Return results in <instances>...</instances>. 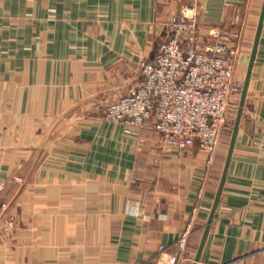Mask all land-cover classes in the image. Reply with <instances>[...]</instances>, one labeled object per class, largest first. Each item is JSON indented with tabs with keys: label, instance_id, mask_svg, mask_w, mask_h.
<instances>
[{
	"label": "crops",
	"instance_id": "0c3cea01",
	"mask_svg": "<svg viewBox=\"0 0 264 264\" xmlns=\"http://www.w3.org/2000/svg\"><path fill=\"white\" fill-rule=\"evenodd\" d=\"M189 7L205 41L241 32L246 81L264 0H0V264H169L161 247L176 264H264V17L199 260L232 136L208 168L198 146L104 117Z\"/></svg>",
	"mask_w": 264,
	"mask_h": 264
},
{
	"label": "built area",
	"instance_id": "2783aa9c",
	"mask_svg": "<svg viewBox=\"0 0 264 264\" xmlns=\"http://www.w3.org/2000/svg\"><path fill=\"white\" fill-rule=\"evenodd\" d=\"M188 9L191 14L179 15L166 25L167 34L155 59L141 63L142 78L135 91L108 104L104 117L124 124L125 132L132 136H140L151 123L172 149L186 152L198 146L207 155L210 168L229 118L241 32L214 28L205 41L195 12ZM2 216L0 211V219ZM13 223L9 221V227ZM6 229L0 224V238ZM188 237L186 232L179 240L181 250ZM159 260L177 263V257H168L165 247L160 249Z\"/></svg>",
	"mask_w": 264,
	"mask_h": 264
},
{
	"label": "water",
	"instance_id": "95a60500",
	"mask_svg": "<svg viewBox=\"0 0 264 264\" xmlns=\"http://www.w3.org/2000/svg\"><path fill=\"white\" fill-rule=\"evenodd\" d=\"M263 17H264V9H263V15H262L261 23H260V26H259V29H258V34H257L255 46H254V49H253V53H252V57H251L250 65H249L248 74H247V77H246L245 84L243 86L241 103H240V107H239V110H238L237 118H236L234 129H233V135H232L230 149H229V153H228L226 164H225V168H224L222 183H221V186H220L219 194H218V197H217V200H216V203H215V207H214V210H213L212 217H211V219L209 221V224H208V226L206 228V232H205L202 244H201L198 260L200 258V254L202 252V249H203L207 234L209 232L210 225H211L213 217H214V212H215V210L217 208V205H218V202H219V198H220V195H221V192H222V188H223V185H224L227 173H228V169H229V166H230V162H231V158H232V154H233V150H234V146H235V141H236L238 129H239V126H240V122H241V118H242V114H243V110H244L246 96H247V93H248L250 78H251V75H252V69H253L255 58H256V52H257V47H258V42H259V37H260V32H261V27H262V22H263ZM157 48H158V45L156 46V50H157Z\"/></svg>",
	"mask_w": 264,
	"mask_h": 264
},
{
	"label": "rangeland",
	"instance_id": "374dc122",
	"mask_svg": "<svg viewBox=\"0 0 264 264\" xmlns=\"http://www.w3.org/2000/svg\"><path fill=\"white\" fill-rule=\"evenodd\" d=\"M183 14L189 15V9L187 8L185 13H183ZM183 14H181V15H183ZM195 19L197 21V16L195 17ZM241 36H242V34L240 35L239 39H241ZM239 45H240V40L238 43V49H237L238 51H239ZM237 57H238V54L235 55V57H234L235 62L237 60ZM235 72H236V70H235ZM234 80H235L234 86L232 88V93L230 95V100H229V108H228L229 118H228L227 125L223 129L222 135H221L222 136L221 139H225L227 145L229 144L231 136L233 134V129H234L235 121L237 118L238 110L240 107L242 92H243V86H244V82H245V80H241L238 82L237 79H235V77H234Z\"/></svg>",
	"mask_w": 264,
	"mask_h": 264
}]
</instances>
